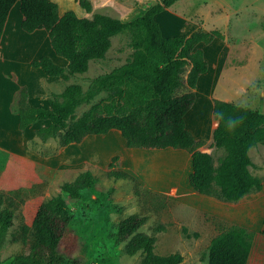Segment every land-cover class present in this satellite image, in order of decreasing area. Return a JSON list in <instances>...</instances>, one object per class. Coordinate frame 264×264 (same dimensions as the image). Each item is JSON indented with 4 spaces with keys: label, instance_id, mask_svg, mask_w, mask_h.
Segmentation results:
<instances>
[{
    "label": "rangeland",
    "instance_id": "1",
    "mask_svg": "<svg viewBox=\"0 0 264 264\" xmlns=\"http://www.w3.org/2000/svg\"><path fill=\"white\" fill-rule=\"evenodd\" d=\"M53 1L57 3L59 14L73 10L78 16L90 17L92 12H101L128 20L162 0H89V13H85L75 0ZM164 9L154 15L162 30L168 23L171 26L176 16L192 12L205 27L220 33L221 38H215L208 44V53L205 50L208 60L220 51L221 39H226L230 48L228 64L234 66L224 79L230 81V103L239 100L248 108L264 113V0H175L167 12ZM9 13L11 18L21 17L17 1ZM10 35L13 40L1 51L8 59L3 66L0 65V88L12 86L15 78L27 75L23 69L29 68H22L19 61L31 56L34 49L31 45L40 34H27L17 27ZM21 37L28 40L24 46H16L14 40ZM46 48L55 60L65 62L53 54L47 39L34 56L44 55ZM130 51L125 37L116 35L111 38V46L104 59L116 63L124 60ZM103 72L99 62L91 61L86 72L69 76L67 80L60 78L46 86L43 97L50 96L52 90L60 92L69 83H77L85 89L91 78ZM28 90L29 105L47 107L45 98L30 87ZM87 106H78L75 114L79 115ZM207 110V102L199 94L187 111L188 128H191V121H195V126L205 123ZM9 113L0 107V193L13 211L12 225L0 240V264H10L15 256L27 254L28 244L13 241V234L20 224L30 225L41 202L54 197L61 199L66 209V225L57 245L63 264L71 259L85 264H137L141 254L127 255L123 251L127 239L120 241L116 235L118 222L128 215L144 216L145 221L137 231L154 237L153 251L156 254L178 252L181 261L177 264H205L210 238L235 224V220L219 221L209 214L207 199L188 194L178 196L175 190H150L141 187L127 173L126 177H115L112 172H120L116 170V156L105 170L92 167L87 153L92 143H98L92 138L84 139L82 146H58L52 138L41 141L34 135V128L39 123L19 132L9 124ZM216 154L219 155L220 151ZM249 156L252 162L250 172L264 180V149H251ZM78 158L83 162L78 163ZM83 171H89L90 185L74 194L65 193L61 189L62 184L71 183ZM258 191L249 192L245 201L252 203ZM233 212L230 216L235 219Z\"/></svg>",
    "mask_w": 264,
    "mask_h": 264
},
{
    "label": "trees",
    "instance_id": "2",
    "mask_svg": "<svg viewBox=\"0 0 264 264\" xmlns=\"http://www.w3.org/2000/svg\"><path fill=\"white\" fill-rule=\"evenodd\" d=\"M18 2L21 15L20 28L26 33L43 30L47 34L51 51L65 60V65L54 63L47 55L30 61L44 75L67 80L69 76L86 72L94 59H104L111 46V38L122 28L143 27L148 44L159 51L162 64L155 74L122 71L120 75L103 72L89 80L85 89L77 83L66 84L58 93L50 92L47 107H34L27 102L25 86H19L10 103V111L16 115V128L22 131L39 120L46 124L34 129L41 141L56 140L58 146L80 142L86 135L106 133L116 129L127 147L181 148L189 152L191 170L187 181L196 193L221 201H237L251 191L261 188V179L253 175L248 149L264 144V113L255 109L247 111L243 131L234 138H220L226 153L214 162L212 156L200 151L193 136L184 126L183 116L194 101L192 91L172 98H164L171 77L188 68L186 84L195 86L200 74L206 70V61L199 43L208 44L222 36L216 30L193 32L183 51L184 57L173 58L169 42L161 35L154 15L175 0H162L148 6L129 20H120L101 12H92L90 17L78 16L73 10L58 12L53 0H0V36L5 19L14 2ZM86 13L91 11L89 0H75ZM125 61L140 66L145 56L137 43L132 44ZM131 75L150 84L157 97L132 107L126 114L117 115L114 110L120 105L123 79ZM97 97V98H96ZM96 98V99H95ZM88 105L79 115L75 109ZM116 157H113L114 160ZM115 177H126L124 172H112ZM92 179L89 171H83L71 183L61 189L74 194ZM0 193V240L12 225L13 211ZM66 209L61 199L54 197L41 202L30 225L22 223L12 240L28 244L27 254L15 256L10 264H63L57 245L66 225ZM144 216L128 215L117 224V239L127 241L123 251L127 255L141 254L137 264H177L181 261L178 252L166 255L153 251L154 237L137 231L144 223ZM252 232L231 225L210 238L205 252V264H246L251 247ZM67 264H85L71 259Z\"/></svg>",
    "mask_w": 264,
    "mask_h": 264
},
{
    "label": "crops",
    "instance_id": "3",
    "mask_svg": "<svg viewBox=\"0 0 264 264\" xmlns=\"http://www.w3.org/2000/svg\"><path fill=\"white\" fill-rule=\"evenodd\" d=\"M169 6L164 9L165 12L168 11ZM145 9L146 8L142 9V11ZM175 18L176 21L171 26L169 23L165 25V30H162V27L157 23L161 35L169 42L173 58L184 57L183 51L193 32L214 30L209 29L200 23L198 17L196 18L192 12L176 16ZM20 20L21 17L16 19L13 16L11 18L10 13L8 12L0 36L1 66H3L8 59L3 56L1 51L4 46H8L11 40H13L10 33L14 32L17 27L20 28ZM127 27L128 30L124 27L116 35H123L125 37V40H127L129 44V51L132 49L133 43L139 45L145 56L144 64L140 66H132L125 60L113 63L99 58L92 61L99 62V65L103 67L104 72L108 74L120 75L122 71L155 74L163 62L161 54L157 49L152 48L148 44L147 33L143 27ZM39 32L42 31L34 30L27 33L40 35L37 36V41L31 45L34 47L31 56L25 60L19 61L23 65L22 68H29L23 69V71H27V75L19 78L20 80L15 78L12 86L3 85L0 88V107L4 110H8L12 114H8V121L10 122L8 123L10 125L13 124L12 126H15V128L16 115H14L9 109L15 90L23 85L27 91V99L30 96V90H28V87H30L34 93L43 97L46 91V86L50 84L52 85V82L56 83V80L60 79L59 77L46 76L38 68H34L29 64L32 59L36 58L34 52L47 39L45 31L42 33ZM26 40L28 39L21 37V39H15L14 41L16 42V46L19 45L22 47V45H25L24 42ZM221 41L222 42H219L220 51H217L216 54L212 55L210 60L205 57V50L208 53V48L210 46L208 45L209 43H199L197 46L202 50L204 60L206 61V70L198 76L193 88H189L186 84V75L188 72L187 67L181 72L174 74L171 77L164 97L172 98L192 91L194 93V101L199 94H201L203 99L206 100L208 110L205 123L202 122V125L195 126V121H191V128H188L186 116L187 111L190 108L184 114L183 121L185 128L197 142L198 149L212 156L214 162L223 158L226 153L224 145L218 143V140L220 138H234L240 136L243 131L244 117L247 111L250 110L244 102H240L239 100L234 104L230 103L229 97L232 94V91H228V82L230 81H224V79L229 71L234 70V66L228 64L230 48L226 39H221ZM44 55H47L58 65H65V62L62 63L61 61H58V59L55 60L47 48L45 49ZM122 87L123 93L120 99V105L114 110V113L117 115H124L132 107L143 104L157 97L150 84L143 80H138L131 75L124 76ZM52 91L55 92L54 90ZM44 122L46 121L39 120L35 123H39V127L42 126ZM31 125L26 126L23 130H27ZM17 131L19 130L17 129ZM87 138H92L93 141H98V143H92L89 146L90 150L89 153H87L89 164L92 167L105 170L111 159L116 156V170L125 172L134 177L141 187L150 190H175L178 191V196H181V194H188L200 199H207L208 213L214 218L226 222L235 220V224L233 225L241 226L253 232L246 264H264V180L261 181V188L255 195L254 202L252 201V203H247L245 201L247 194L237 201H221L210 196L196 193L189 187L187 177L191 170V160L189 152L184 149L173 147H127L120 132L113 128L109 129L106 133L86 135L80 142L71 144H79V146H82L80 144ZM3 139H5V137ZM255 148L264 149V144H257L250 147L248 149V156L249 151ZM218 151H220L219 155L216 154ZM77 161L80 163L83 162V159L78 158ZM231 211H235L233 212V214L236 215L235 219L230 216Z\"/></svg>",
    "mask_w": 264,
    "mask_h": 264
}]
</instances>
